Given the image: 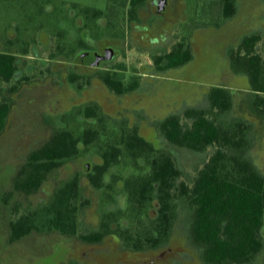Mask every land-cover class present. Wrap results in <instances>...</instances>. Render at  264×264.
<instances>
[{
  "label": "flooded vegetation",
  "instance_id": "1",
  "mask_svg": "<svg viewBox=\"0 0 264 264\" xmlns=\"http://www.w3.org/2000/svg\"><path fill=\"white\" fill-rule=\"evenodd\" d=\"M190 9L189 0H0V148L25 152L4 173L6 195L45 193L44 205L75 199L77 219L87 212L95 218L85 233L76 232L83 262L108 241L115 264H127L119 253L160 256V157L166 152L160 134L165 120L195 107L171 106L161 116L149 97L158 93L160 72L174 68L160 69V55L191 51ZM25 120L31 125L20 145ZM30 167L33 174L47 170L44 179L17 189ZM36 212L42 207L14 208L10 227ZM173 236L176 244L188 240ZM169 261L184 264L178 257Z\"/></svg>",
  "mask_w": 264,
  "mask_h": 264
},
{
  "label": "trees",
  "instance_id": "2",
  "mask_svg": "<svg viewBox=\"0 0 264 264\" xmlns=\"http://www.w3.org/2000/svg\"><path fill=\"white\" fill-rule=\"evenodd\" d=\"M233 5V0H224L225 17L232 16ZM263 40L264 35L258 32L246 35L230 53L234 68L249 79L248 102L262 117L264 50L260 51L258 45ZM190 58L191 51L187 48L170 55L165 53L160 55V69L180 66ZM210 104L208 109L191 108L185 115H173L163 122L164 136L172 144L196 152L206 153L209 147L214 151L190 182L179 181L182 171L173 154L161 153L160 243L166 242L176 222L183 220L180 208L184 205L186 236L204 264H251L264 247V174L244 150L249 143L248 126L238 121L225 124L218 117L231 107V91L213 88ZM39 153L36 152L37 156ZM35 162L39 163L40 159ZM56 164L53 162L51 166ZM46 173L47 170H37L33 174L30 167V171L17 178L15 187L26 189L34 184L36 187ZM32 216L22 215L11 222L12 240H18L39 224L62 233L78 232L76 200L70 196L50 201L42 207V212Z\"/></svg>",
  "mask_w": 264,
  "mask_h": 264
},
{
  "label": "rangeland",
  "instance_id": "3",
  "mask_svg": "<svg viewBox=\"0 0 264 264\" xmlns=\"http://www.w3.org/2000/svg\"><path fill=\"white\" fill-rule=\"evenodd\" d=\"M74 1L100 2L103 5L105 0ZM189 4L191 9L188 15L191 16V20L185 26V32L192 42L191 58L178 67L160 72V77L154 85L158 93L150 95L149 102L160 104L162 116L171 106L178 107L182 104L184 108L189 106L198 109L210 108V93L215 87L231 91V107L218 117L225 124L238 121L248 126L249 143L244 150L264 174V117L254 112L251 103L248 102L251 94L249 79L245 73L234 68L228 54L231 47L236 46L245 35L257 32L264 35V0H233L234 12L229 17L223 15L224 0H189ZM2 14L4 13L0 16ZM258 48L260 51L264 50V40L259 43ZM21 125V135L18 139L20 145L25 143L27 138L25 133L29 131L31 123L25 120L23 123L21 121ZM12 139L7 138L9 142ZM160 144L166 152L173 154L177 166L181 169L182 176L179 181L186 182L195 178L197 169L214 151L212 147H209L206 153L182 148L172 144L161 134ZM17 147L4 151L0 148V264H115L112 261L118 255L110 241L95 246L90 252L92 255L87 260L88 263L83 262V257H78L83 242L77 234L85 233L95 221L89 212L79 214L80 229L77 234L64 235L57 230L45 229L39 224L38 228L18 240L11 239L10 221L15 218L14 208L19 207L21 212L34 208L38 210L47 202L45 193L30 198L6 195L10 181L4 173L9 165L14 161H21L25 154ZM121 184L122 182L117 186ZM180 209L184 214L183 220L180 218L176 222V231L173 232L176 238H179L178 235L186 236L184 225L187 212L184 205ZM179 239H177L179 244H176L174 236L169 237L160 248L159 258L158 255L145 256L139 252L119 253V256L125 255L127 264L132 260L146 263L151 259L154 261L160 259V264H171L168 263L169 260H174L175 257L184 264H204L196 257L197 251L190 241L184 243L182 238ZM251 264H264V247Z\"/></svg>",
  "mask_w": 264,
  "mask_h": 264
}]
</instances>
